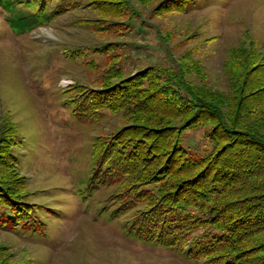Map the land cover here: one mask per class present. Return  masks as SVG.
<instances>
[{
  "label": "rangeland",
  "instance_id": "374dc122",
  "mask_svg": "<svg viewBox=\"0 0 264 264\" xmlns=\"http://www.w3.org/2000/svg\"><path fill=\"white\" fill-rule=\"evenodd\" d=\"M10 1L0 0V126L12 131L14 175L32 210L0 223L1 264H205L130 232L143 202L113 215L114 186H88L93 141L128 120L100 107L103 116L82 121L66 95L76 81L99 85L108 64L125 75L182 66L200 95L233 112L244 68L264 59V0H80L30 25ZM200 136L188 129L182 143L202 151Z\"/></svg>",
  "mask_w": 264,
  "mask_h": 264
},
{
  "label": "trees",
  "instance_id": "16d2710c",
  "mask_svg": "<svg viewBox=\"0 0 264 264\" xmlns=\"http://www.w3.org/2000/svg\"><path fill=\"white\" fill-rule=\"evenodd\" d=\"M79 1L12 0L9 7L30 25ZM239 81L233 112L200 95L182 66L176 73L147 65L125 75L108 64L99 85L76 81L68 88L72 113L82 121L103 116L100 107L127 116L93 141L88 186H114L113 215L143 202L129 221L135 236L205 264H264V59L246 66ZM192 128L201 129L202 151L182 143ZM1 132L0 126V223L24 222L32 203L14 175L12 131Z\"/></svg>",
  "mask_w": 264,
  "mask_h": 264
}]
</instances>
